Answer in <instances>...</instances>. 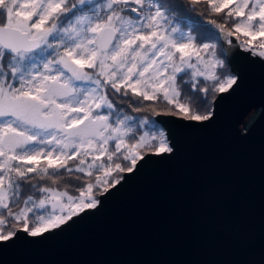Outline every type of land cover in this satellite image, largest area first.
Listing matches in <instances>:
<instances>
[{"label":"snow or ice","instance_id":"6c2138e0","mask_svg":"<svg viewBox=\"0 0 264 264\" xmlns=\"http://www.w3.org/2000/svg\"><path fill=\"white\" fill-rule=\"evenodd\" d=\"M200 7L221 22L184 31ZM233 49L264 62V0H0V245L62 231L170 158L159 122L125 107L207 126L239 87ZM65 178L76 194L47 184Z\"/></svg>","mask_w":264,"mask_h":264},{"label":"water","instance_id":"95a60500","mask_svg":"<svg viewBox=\"0 0 264 264\" xmlns=\"http://www.w3.org/2000/svg\"><path fill=\"white\" fill-rule=\"evenodd\" d=\"M237 50L239 87L216 95L210 124L155 116L170 158L124 174L62 231L0 245V264H264V62Z\"/></svg>","mask_w":264,"mask_h":264},{"label":"trees","instance_id":"16d2710c","mask_svg":"<svg viewBox=\"0 0 264 264\" xmlns=\"http://www.w3.org/2000/svg\"><path fill=\"white\" fill-rule=\"evenodd\" d=\"M202 12L204 13V15L200 14ZM190 16L192 17V19L190 21H187V22L181 24V28L183 30H187L188 31L190 25L193 24V23H196V24H199V25H203L205 28L211 27V25H209L208 21L210 19H213V18L217 19L218 22H221L219 17H210V16H208L207 12L205 11V9L203 7L198 8L197 11L191 12ZM191 30H192L194 35H197V37H199L201 35V32L198 30V28L193 27ZM204 42L215 43L217 45L218 54L221 53L223 47H222V44H221L220 41H217V40H205ZM221 58L227 60V57H225V56H221ZM229 67H230V64H229ZM135 99L136 98H132L133 101H135ZM209 99H212V97H209ZM144 103L147 104L149 102H144ZM136 106H140V105L138 103H132L131 104V107H136ZM160 106H161V108H163V106H164L163 102H160ZM125 110L128 111L129 114H131V115H137V116L148 115L150 120H155V121L159 122V127L166 133V128L164 127V125L155 116H151L149 113H142V114L141 113H133L131 111V109L129 107H127V106L125 107ZM143 131H155V129H153L150 125H145L139 130L138 134H141ZM40 184H41V186H43L44 182H40ZM47 184H48V186H55V187H58V188H60L62 190L64 188H67L68 191L70 192V194H76L75 190L78 187L77 184L69 182L67 178L62 179L56 185H52L51 181H48ZM25 192H28V189H25Z\"/></svg>","mask_w":264,"mask_h":264},{"label":"rangeland","instance_id":"374dc122","mask_svg":"<svg viewBox=\"0 0 264 264\" xmlns=\"http://www.w3.org/2000/svg\"><path fill=\"white\" fill-rule=\"evenodd\" d=\"M184 31H187V30H184ZM62 190V189H61Z\"/></svg>","mask_w":264,"mask_h":264}]
</instances>
